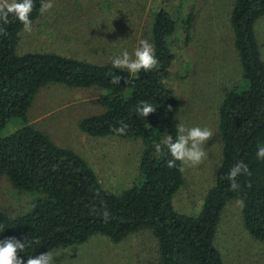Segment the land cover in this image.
I'll return each instance as SVG.
<instances>
[{
	"label": "trees",
	"instance_id": "obj_1",
	"mask_svg": "<svg viewBox=\"0 0 264 264\" xmlns=\"http://www.w3.org/2000/svg\"><path fill=\"white\" fill-rule=\"evenodd\" d=\"M40 3L35 0L32 25L41 15ZM171 4L172 0H161L150 30L159 66L138 73L54 53L19 55L23 24L11 15L8 24L0 21L6 32L0 35V177H7L15 190L32 197L30 208L15 217L0 207V241L27 237L28 246L18 253L25 261L83 244L95 235L121 243L149 230L157 239L161 264H224L216 235L227 204L240 199L246 229L264 242V159L256 155L258 147L264 146V60L255 31L264 17V0H235L231 12L244 85L228 90L220 104L222 160L215 185L197 215L176 211L174 197L185 184L184 165L177 161L176 167H167L172 157L165 141L177 135L180 108L173 71L178 54L172 38L183 29L188 47L195 16L191 6L185 17H179ZM110 73L122 77L120 84L110 82ZM51 84L101 92L103 111L81 119L82 133L142 143L138 175L128 189L120 194L108 191L82 156L27 124L37 93ZM141 101L156 105V111L139 116L135 109ZM14 118L26 125L2 136ZM122 123L127 129L121 135L114 129ZM240 161L251 174L238 176L239 187L232 190L228 174Z\"/></svg>",
	"mask_w": 264,
	"mask_h": 264
},
{
	"label": "rangeland",
	"instance_id": "obj_2",
	"mask_svg": "<svg viewBox=\"0 0 264 264\" xmlns=\"http://www.w3.org/2000/svg\"><path fill=\"white\" fill-rule=\"evenodd\" d=\"M54 7L41 14L32 31L20 34L18 54L54 53L96 64H112L113 57L133 53L140 40L150 42V30L161 0H52ZM235 0H172L171 11L183 18L195 9L192 43L185 46L180 29L175 37L178 54L173 71L179 100L176 122L187 128L208 127L214 135L204 145L206 158L199 165H184L185 184L174 197L175 209L185 215L200 213L215 185L223 141L219 107L228 90L244 85L235 50L230 17ZM255 31L264 60V17ZM151 43V42H150ZM101 92L51 84L41 89L28 112L27 124L43 131L56 145L85 159L108 191L120 194L138 175L142 143L116 137L95 138L82 133L79 122L100 114ZM26 123L12 119L2 130L8 136ZM32 197L0 177V207L8 216L26 212ZM243 206L230 201L223 211L216 247L224 264H264V242L251 236L243 222ZM54 264H161L158 242L149 230L115 243L95 235L83 244L52 253Z\"/></svg>",
	"mask_w": 264,
	"mask_h": 264
},
{
	"label": "clouds",
	"instance_id": "obj_3",
	"mask_svg": "<svg viewBox=\"0 0 264 264\" xmlns=\"http://www.w3.org/2000/svg\"><path fill=\"white\" fill-rule=\"evenodd\" d=\"M53 7L52 0H41L39 11L41 14H44ZM34 8L35 0H0V21L8 24L10 22L9 16H14L23 24L24 31L30 33L33 30V22L30 16ZM5 34V29L0 28V35ZM112 65L116 69H127L131 73H138L142 69L148 71L158 68L159 62L156 58L153 45L147 40H140L139 47L133 53L125 50L120 55L113 57ZM110 75L111 83L120 84L122 79L120 75L116 73H110ZM127 82L126 80L125 83ZM135 111L139 116L147 117L156 111V105L147 101H141L136 106ZM126 129L127 125L122 123L114 131L122 135L126 132ZM213 135V131L208 127L194 126L187 128L183 124H178L175 139L170 135L165 141L172 157V159L167 161V167H176L177 161L182 165L192 166L202 163L207 156L204 145ZM157 151H160L159 145H157ZM256 155L258 159H264V146L258 147ZM245 174L250 175L251 173L248 165L243 161L238 162L230 169L228 179L232 182V190H236L239 187L236 183L237 177ZM237 204L243 206V200H238ZM28 244L29 240L27 237H24L22 240L10 237L0 241V264H54V257L51 252L42 253L35 257H28L25 261L18 253H23Z\"/></svg>",
	"mask_w": 264,
	"mask_h": 264
}]
</instances>
